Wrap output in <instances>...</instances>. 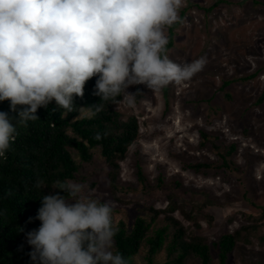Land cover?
<instances>
[{
    "label": "rangeland",
    "instance_id": "obj_1",
    "mask_svg": "<svg viewBox=\"0 0 264 264\" xmlns=\"http://www.w3.org/2000/svg\"><path fill=\"white\" fill-rule=\"evenodd\" d=\"M215 1L184 0L183 18L167 53L181 63L203 57L201 69L166 84V91L164 86L131 84L132 102L116 103L124 118L136 115L140 125L118 177L131 188L113 195L99 149L70 180L84 183L92 198L113 201L114 224L123 219L129 227L138 215L149 216L150 206L164 208L173 196L177 207L170 214L184 225L187 239L194 234L211 243L240 229L242 237L226 264H264V0ZM204 132L225 147L235 145L232 168L189 167L197 162L221 165L213 142L203 143ZM138 164L146 187L139 181ZM167 221V213H160L151 231ZM211 254L209 264H222L214 248ZM149 256L144 242L134 259L147 264ZM153 258L164 262L165 248ZM182 264L203 263L189 254Z\"/></svg>",
    "mask_w": 264,
    "mask_h": 264
},
{
    "label": "clouds",
    "instance_id": "obj_2",
    "mask_svg": "<svg viewBox=\"0 0 264 264\" xmlns=\"http://www.w3.org/2000/svg\"><path fill=\"white\" fill-rule=\"evenodd\" d=\"M183 3L0 0V100L9 99L17 113L0 110V157L15 139L16 125L34 120L38 107L54 100L65 114L72 112L74 97L83 96L90 77L96 76L101 100L120 97L129 103L135 95L128 91L131 84L156 89L192 77L204 58L181 63L166 50V26L180 19ZM89 105L95 111L103 107ZM52 186L64 192L40 196L36 217L41 223L25 233L34 264H129L114 250V202L92 198L82 182Z\"/></svg>",
    "mask_w": 264,
    "mask_h": 264
},
{
    "label": "trees",
    "instance_id": "obj_3",
    "mask_svg": "<svg viewBox=\"0 0 264 264\" xmlns=\"http://www.w3.org/2000/svg\"><path fill=\"white\" fill-rule=\"evenodd\" d=\"M216 0L215 3H218ZM258 1V0H254ZM180 19L169 26L167 53L174 45L176 27ZM96 76L85 83L83 96L74 97V110L66 112L53 100L47 106L37 109V117L18 123L17 134L0 157V264H34L30 258L31 245L27 243L25 233L36 228L41 221L36 217L43 193L61 192L53 187L57 181L76 179L82 161H90L95 149H99L108 165L107 181L112 193L118 197L120 189L129 190L118 181L121 171V160L126 157L129 146L139 135L140 125L136 115L124 118L116 108L122 98L101 100L95 94ZM231 80H225L228 84ZM165 91L168 89L164 85ZM263 97V94L261 98ZM102 104L95 111L94 104ZM80 105L85 106L81 111ZM19 107V106H18ZM93 109L91 115L88 109ZM0 110L7 111L10 116L17 113L10 107L9 99L0 100ZM204 141L213 142L221 158V165L211 162H197L189 165L195 170L225 166L232 168L230 158L235 145L225 147L213 140L204 132ZM76 152V155L73 153ZM139 181L143 187L148 186L147 177L142 167L137 165ZM41 183L37 185V181ZM164 208L149 207V216L138 215L134 224L129 227L120 219L115 226V250L129 259V264H136L134 255L144 242L148 245L149 258L147 264H182L189 254H195L203 264H209L214 248L222 264L227 263L231 251L242 237L241 230L224 233L209 243L202 236L194 235L187 239L186 228L172 213L177 202L173 196ZM167 213V223L151 231L152 224L160 213ZM193 217L192 214H188ZM31 217V219H30ZM162 248L167 252L164 262H156L153 255Z\"/></svg>",
    "mask_w": 264,
    "mask_h": 264
}]
</instances>
